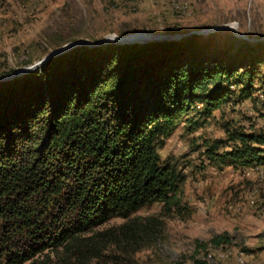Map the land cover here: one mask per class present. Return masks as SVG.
<instances>
[{"label": "trees", "instance_id": "16d2710c", "mask_svg": "<svg viewBox=\"0 0 264 264\" xmlns=\"http://www.w3.org/2000/svg\"><path fill=\"white\" fill-rule=\"evenodd\" d=\"M172 45L77 47L0 81V264L35 263L61 247L86 257L98 246L83 242L84 250L83 233L147 205H178L186 176L162 162L159 149L196 102L208 112L219 107V84L235 69L221 60L186 66ZM237 138L242 147L230 155L263 165L264 133ZM143 230L150 231L129 222L121 234L137 241Z\"/></svg>", "mask_w": 264, "mask_h": 264}, {"label": "rangeland", "instance_id": "374dc122", "mask_svg": "<svg viewBox=\"0 0 264 264\" xmlns=\"http://www.w3.org/2000/svg\"><path fill=\"white\" fill-rule=\"evenodd\" d=\"M151 42L174 43L186 66L221 60L235 69L219 81V107L208 112L196 102L159 149L162 162L186 176L178 205H147L83 233L80 244L98 246L86 257L61 247L24 264H264V164L244 165L230 155L242 147L237 134L264 133V0H0V81L77 47ZM129 222L150 231L126 238L121 227ZM222 234L230 241L216 246L211 240Z\"/></svg>", "mask_w": 264, "mask_h": 264}, {"label": "water", "instance_id": "95a60500", "mask_svg": "<svg viewBox=\"0 0 264 264\" xmlns=\"http://www.w3.org/2000/svg\"><path fill=\"white\" fill-rule=\"evenodd\" d=\"M226 27H227V26L220 27V28H226ZM106 41H109V38H105V39L99 41L97 45H100V44H102V43H105ZM81 43H84V42H80V43H78V44H81ZM73 45H77V43H74V44H68V45L62 47L61 49H59V50H57V51H53V52L47 54V55H46L45 57H43V58H42L37 64L32 65V66H30V67H28V68L22 69L20 73H23V72L29 71V70H31V69H34V68L37 67L39 64H41V63H43L44 61H46L47 59L51 58V56L56 55V54H58V53H60V52H62V51H64V50H66V49L72 47ZM16 74H19V72H18V73H15V74H13V75H16Z\"/></svg>", "mask_w": 264, "mask_h": 264}, {"label": "bare ground", "instance_id": "6f19581e", "mask_svg": "<svg viewBox=\"0 0 264 264\" xmlns=\"http://www.w3.org/2000/svg\"><path fill=\"white\" fill-rule=\"evenodd\" d=\"M140 39V38H139Z\"/></svg>", "mask_w": 264, "mask_h": 264}]
</instances>
